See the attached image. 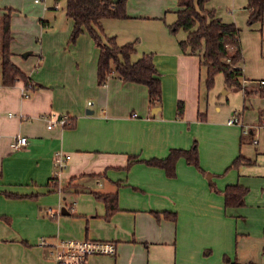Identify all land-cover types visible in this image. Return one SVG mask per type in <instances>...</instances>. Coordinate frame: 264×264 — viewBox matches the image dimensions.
I'll use <instances>...</instances> for the list:
<instances>
[{
    "label": "crops",
    "instance_id": "1",
    "mask_svg": "<svg viewBox=\"0 0 264 264\" xmlns=\"http://www.w3.org/2000/svg\"><path fill=\"white\" fill-rule=\"evenodd\" d=\"M44 2L34 1L53 10ZM247 3L206 5L239 28L243 86H228L224 77L226 103L211 101L217 95L206 86L200 56L183 53L182 39L168 35L163 18L168 11L177 17L178 0H127L128 17L103 19L119 44L138 40L135 57L154 55L162 80L154 108L142 83L116 73L97 83L99 48L87 30L78 44H67L74 21L66 11L41 18V44L27 35L23 54L11 19L12 60L33 85L25 96L23 80L0 84V264H56L42 238L115 242L114 255H92L87 264H264V98L253 93L264 86V19L249 24ZM258 61L260 69L252 71L250 63ZM233 93L240 99H231ZM64 114L73 127L57 122ZM43 115L52 116V127ZM232 116L239 122L229 124ZM18 135L28 143L15 149ZM194 144L200 167L181 157L174 177L145 162L126 167L129 155L162 158ZM57 152L68 156L59 174ZM239 155L244 160L235 163ZM231 184L249 188L244 206L225 205L222 191ZM96 192L118 194L109 217Z\"/></svg>",
    "mask_w": 264,
    "mask_h": 264
},
{
    "label": "trees",
    "instance_id": "2",
    "mask_svg": "<svg viewBox=\"0 0 264 264\" xmlns=\"http://www.w3.org/2000/svg\"><path fill=\"white\" fill-rule=\"evenodd\" d=\"M59 1V0H56ZM209 0H178L179 10L176 20L169 24L171 32L182 28L187 36L179 41L183 53L197 54L201 64L206 68V86L211 89L215 84L216 76L222 73L228 86L242 87L240 79L243 77L241 63L243 51L239 38V28L235 23L223 22L216 16L214 9L206 7ZM249 24L263 22L264 0H248ZM3 11V12H1ZM66 15L73 19L74 28L71 40L87 30L99 48L97 65V83L103 84L112 73L123 81L142 83L148 88L149 106L154 108L160 104L162 98V80L159 70L154 62L152 53H143L138 59L132 56L137 52L138 40L119 44L116 36L105 32L103 19H123L128 17L127 0H66ZM12 8L0 7V84L13 86L17 81L23 80L32 88L31 78L12 60L11 43ZM253 93L264 95V86L254 90ZM246 94H249L246 91ZM179 115L182 114L184 103L178 104ZM74 119L69 118L65 127H73ZM185 158L189 164L200 167L199 150L196 144L188 149L173 148L167 156L150 159H139L129 155L127 168L135 162H145L150 166L165 170L169 177L176 175V163L179 158ZM244 160L239 155L236 162ZM55 189L58 187L57 177L50 179ZM249 188L241 184H231L222 191L226 206H244ZM106 206L107 217L117 209V193H95ZM165 217L176 219L173 212H161ZM159 216V212H155Z\"/></svg>",
    "mask_w": 264,
    "mask_h": 264
},
{
    "label": "rangeland",
    "instance_id": "3",
    "mask_svg": "<svg viewBox=\"0 0 264 264\" xmlns=\"http://www.w3.org/2000/svg\"><path fill=\"white\" fill-rule=\"evenodd\" d=\"M44 4L50 5L52 7L53 10H49L47 9L44 10L42 4H35L34 0H0V7L4 8H12L13 12H12V19H14L13 22V27L14 29H16L15 32V36H16V41L19 45V49L18 51L21 50V46L23 45V43L27 42V35L29 36V38H32L33 43L35 44V47L39 48V45L41 44V37L42 35L40 34L41 31H37L36 29H38L40 25L39 20L41 18H45V16L49 17L53 14H64L65 13V8H66V0H45ZM14 15V16H13ZM19 15V16H17ZM46 19V18H45ZM163 20L166 22V24H171L176 20V15L175 13H172L171 11H168L165 15V17L163 18ZM71 32H69V35L67 36V44L74 45L76 44V42L78 41L79 37L84 33H81L76 39L75 41L71 40ZM89 33V32H88ZM90 35V34H89ZM168 35L170 36V38L172 40H175L177 43V40L180 39H184V37L186 36V32L185 30H183L182 28H179L177 31L175 32H171V30L169 29V33ZM47 36L50 35H46ZM171 42V41H170ZM78 44V42H77ZM138 44V43H137ZM23 51V50H21ZM30 51L29 49L25 50ZM35 52L38 53L39 50L35 49ZM23 54V52H19V54ZM142 54L138 55V58L141 56ZM136 54H134L132 56L133 60L138 59ZM243 65V62L241 63V66ZM260 61L258 62H251L249 67L251 68V70H259L260 69ZM222 82H224V76L223 74H218L215 80V85L212 89L213 94H216L217 96L213 95L212 100H216V101H220L222 103H226L227 102V98L224 95H221L220 93L223 91V87H221ZM243 85V83H242ZM261 96L260 98H264V95H259ZM257 95V97H259ZM231 99L233 98L235 99H240V96L238 95L236 97V95L233 93L232 95L229 96ZM220 99V100H218ZM85 239V238H83ZM86 239H91V240H96V239H92V238H86ZM97 255H108V254H97ZM91 257V256H89Z\"/></svg>",
    "mask_w": 264,
    "mask_h": 264
},
{
    "label": "built area",
    "instance_id": "4",
    "mask_svg": "<svg viewBox=\"0 0 264 264\" xmlns=\"http://www.w3.org/2000/svg\"><path fill=\"white\" fill-rule=\"evenodd\" d=\"M37 3L43 2L45 0H34ZM264 84V80L261 81ZM31 84L28 85L30 87ZM28 87L25 86L24 95L27 96ZM92 102H89L91 105ZM43 118L50 121L49 128L53 126L54 121L51 115H43ZM69 121V116L64 114L57 117V122L62 126H65ZM239 119L236 116H232L229 120V124L238 123ZM256 142V140H255ZM28 143L26 136L18 135L13 141L12 145L15 149H20L26 146ZM68 156L61 152H57L54 159V166L56 168L57 174H59L67 164ZM57 177V176H55ZM42 244H49L52 248V254L55 257L56 264H87L89 256L97 254H108L114 255L116 253V244L109 240H74V239H60L57 242L49 243L46 239H41Z\"/></svg>",
    "mask_w": 264,
    "mask_h": 264
},
{
    "label": "water",
    "instance_id": "5",
    "mask_svg": "<svg viewBox=\"0 0 264 264\" xmlns=\"http://www.w3.org/2000/svg\"><path fill=\"white\" fill-rule=\"evenodd\" d=\"M114 2H117L118 0H113ZM27 54H29V52H26L24 55L26 56ZM153 112H156V110H154ZM62 213L63 214H66V213H68L66 210H65V208L62 210Z\"/></svg>",
    "mask_w": 264,
    "mask_h": 264
}]
</instances>
